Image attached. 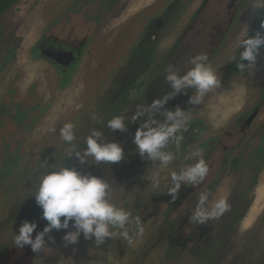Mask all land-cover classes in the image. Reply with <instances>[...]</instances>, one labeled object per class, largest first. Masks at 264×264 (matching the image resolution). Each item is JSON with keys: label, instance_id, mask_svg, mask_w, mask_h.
Masks as SVG:
<instances>
[{"label": "rangeland", "instance_id": "obj_1", "mask_svg": "<svg viewBox=\"0 0 264 264\" xmlns=\"http://www.w3.org/2000/svg\"><path fill=\"white\" fill-rule=\"evenodd\" d=\"M254 4L20 0L0 16V264H264V48L254 65L240 67L247 63L240 60V41L264 34V9ZM45 35L87 38L78 62L62 71L44 58L35 47ZM201 53L218 84L193 103L195 88L177 92L166 77L170 71L184 75ZM228 100L235 108L223 116ZM177 109L185 119L162 149L172 161L162 165L141 156L136 130L150 119L164 123L165 113ZM115 116L124 118L123 131L107 126ZM67 122L75 125L71 144L60 137ZM93 130L101 133L100 143L122 147L119 162H79L75 152L84 153ZM200 158L207 175L194 184L182 181L170 193L171 174ZM59 167L108 184V201L131 213L126 228L132 244L119 228L100 245L82 235L68 244L66 231L75 230L70 222L67 230L47 233L39 253L13 245L24 222L37 224L33 238L47 225L35 193L41 177ZM204 193L206 208L220 198L227 208L197 223Z\"/></svg>", "mask_w": 264, "mask_h": 264}, {"label": "clouds", "instance_id": "obj_2", "mask_svg": "<svg viewBox=\"0 0 264 264\" xmlns=\"http://www.w3.org/2000/svg\"><path fill=\"white\" fill-rule=\"evenodd\" d=\"M254 9H264V0H255ZM264 28V21L261 23ZM240 60L247 63H241L243 69L246 65L252 66L261 48H264V34L260 32L255 36L244 38L240 41ZM208 57L206 54H199L192 60L193 67L184 75L179 76L170 71L167 80L172 88L179 92L184 88L192 87L197 90V95L192 98L193 103H199L201 97L211 88L217 86L218 80L211 66L206 63ZM164 100H156L152 108L160 107ZM141 113L133 116V120ZM165 122L156 124L154 120L145 121L135 132L134 143L137 146L141 156H147L153 161H160L162 165H167L173 159L171 153L162 151L170 138H176V133L180 130L185 119V114L177 109L175 112L165 113ZM107 126L112 130L125 129V122L122 116H115L108 120ZM75 125L67 122L60 129L61 139L71 144L75 139ZM101 133L93 130L87 138V147L84 153L75 152L80 163H84L86 157H93L96 162H119L123 156V149L118 143L107 142L100 143L98 138ZM179 138H177L178 140ZM72 151H69V156ZM194 155L200 156L199 150ZM208 173V166L203 158L198 159L194 164L181 169L179 173L173 172L171 180L173 187L169 189L170 193H175L181 186V182L190 184L198 183ZM158 176V174H157ZM153 183L159 181L153 177ZM108 184L101 178L94 175H84L75 168L59 167L45 173L40 180L39 187L35 193V200L42 208V216L48 222L47 225L35 235L37 229L35 222H24L18 229L13 238V245L22 249L30 246L33 252L39 253L45 248V236L51 230L69 228L71 222L74 231H66L64 240L68 244H75L82 235L85 239H94L97 245L102 244L106 239L111 238L117 233L112 231L119 228V235L127 240L129 244L133 243V238L129 235L126 228L131 217V213L124 209L116 207L108 201ZM207 194H201L199 205L194 212V220L197 223H203L210 218L221 215L227 208V203L223 198L216 200L211 208H206ZM63 218V219H62ZM137 234L143 233V227L140 225L139 217L136 218Z\"/></svg>", "mask_w": 264, "mask_h": 264}, {"label": "flooded vegetation", "instance_id": "obj_3", "mask_svg": "<svg viewBox=\"0 0 264 264\" xmlns=\"http://www.w3.org/2000/svg\"><path fill=\"white\" fill-rule=\"evenodd\" d=\"M43 39H44L43 42L36 48L37 52L43 54L44 58H46L47 60L50 59H48L46 55L57 57L59 62L56 64L60 66L62 71L68 69L71 66V62L73 59L72 53L78 51L87 42V38L84 39L82 38L80 40H77L76 38L71 37V35H68L66 38H58L52 35H45ZM54 45H58V46H54ZM55 47H57L58 49L65 48L67 52L55 53L54 51ZM50 61L52 62V60ZM245 122H247V120H245Z\"/></svg>", "mask_w": 264, "mask_h": 264}, {"label": "water", "instance_id": "obj_4", "mask_svg": "<svg viewBox=\"0 0 264 264\" xmlns=\"http://www.w3.org/2000/svg\"><path fill=\"white\" fill-rule=\"evenodd\" d=\"M43 40L44 39H41L37 44H36V47H35V49L43 42ZM54 46H58V45H54ZM55 48H57V47H55ZM54 48V51H55V53H57V52H60V53H64V52H67V50L65 49V48H57V49H55ZM82 50H83V46L78 50V51H75V52H73L72 54H73V59H72V62H71V67H73L77 62H78V60H79V58H80V56H81V53H82ZM48 58H50L51 60H53L54 62H59L58 61V58L57 57H54V56H51V55H46ZM255 114H256V112H254L251 116H250V121H251V119H253V117L255 116Z\"/></svg>", "mask_w": 264, "mask_h": 264}, {"label": "trees", "instance_id": "obj_5", "mask_svg": "<svg viewBox=\"0 0 264 264\" xmlns=\"http://www.w3.org/2000/svg\"><path fill=\"white\" fill-rule=\"evenodd\" d=\"M20 0H0V16L6 13L14 4Z\"/></svg>", "mask_w": 264, "mask_h": 264}, {"label": "crops", "instance_id": "obj_6", "mask_svg": "<svg viewBox=\"0 0 264 264\" xmlns=\"http://www.w3.org/2000/svg\"><path fill=\"white\" fill-rule=\"evenodd\" d=\"M234 108H235V104L233 100H228L222 103L221 108H220V114L225 116L226 114H229L230 112H232Z\"/></svg>", "mask_w": 264, "mask_h": 264}]
</instances>
